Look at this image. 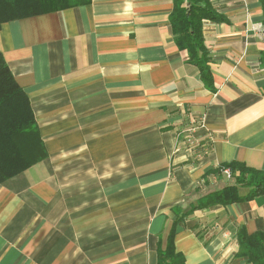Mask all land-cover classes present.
Listing matches in <instances>:
<instances>
[{
	"label": "crops",
	"instance_id": "crops-1",
	"mask_svg": "<svg viewBox=\"0 0 264 264\" xmlns=\"http://www.w3.org/2000/svg\"><path fill=\"white\" fill-rule=\"evenodd\" d=\"M210 2L212 88L174 40L173 0H68L0 24L34 121L17 140L29 165L0 180V264H159L170 243L167 264H252L237 234L264 231V196L208 201L234 182L221 164L264 170L262 9Z\"/></svg>",
	"mask_w": 264,
	"mask_h": 264
},
{
	"label": "trees",
	"instance_id": "trees-1",
	"mask_svg": "<svg viewBox=\"0 0 264 264\" xmlns=\"http://www.w3.org/2000/svg\"><path fill=\"white\" fill-rule=\"evenodd\" d=\"M264 26V0H259ZM68 0H0V24L21 16L46 12L65 6ZM204 19L222 20L224 17L212 6L210 0H173L169 22L177 46L185 49L188 61L199 69L200 79L207 87H213V77L209 66V52L204 44L202 22ZM260 64L264 69V49L260 52ZM264 92V88H263ZM253 97L252 100H255ZM246 96L232 104L242 103ZM251 101V100H250ZM32 111L26 93L16 84L12 73L0 52V180L8 178L25 169L29 162L22 154L17 140L34 130ZM228 168L234 182L214 192L208 202L230 203L264 196V170L246 166L235 160L223 163ZM246 188L244 195L239 187ZM172 237V235L170 236ZM238 254L247 257L252 264H264V231L247 233L244 229L237 234ZM165 254H160L159 264H167V257L173 252L168 245Z\"/></svg>",
	"mask_w": 264,
	"mask_h": 264
},
{
	"label": "built area",
	"instance_id": "built-area-1",
	"mask_svg": "<svg viewBox=\"0 0 264 264\" xmlns=\"http://www.w3.org/2000/svg\"><path fill=\"white\" fill-rule=\"evenodd\" d=\"M221 172L224 173L225 175H227V177L230 176V170L228 168H222Z\"/></svg>",
	"mask_w": 264,
	"mask_h": 264
}]
</instances>
